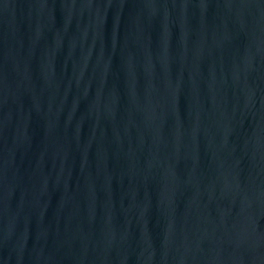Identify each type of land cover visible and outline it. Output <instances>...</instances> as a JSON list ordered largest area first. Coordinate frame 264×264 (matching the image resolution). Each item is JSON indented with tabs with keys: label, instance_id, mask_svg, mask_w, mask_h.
<instances>
[{
	"label": "water",
	"instance_id": "water-1",
	"mask_svg": "<svg viewBox=\"0 0 264 264\" xmlns=\"http://www.w3.org/2000/svg\"><path fill=\"white\" fill-rule=\"evenodd\" d=\"M0 264H264V0H0Z\"/></svg>",
	"mask_w": 264,
	"mask_h": 264
}]
</instances>
